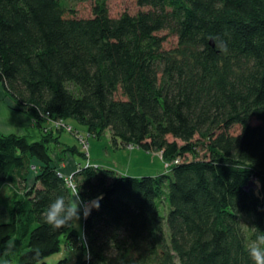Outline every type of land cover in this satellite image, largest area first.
I'll list each match as a JSON object with an SVG mask.
<instances>
[{
	"label": "trees",
	"instance_id": "obj_1",
	"mask_svg": "<svg viewBox=\"0 0 264 264\" xmlns=\"http://www.w3.org/2000/svg\"><path fill=\"white\" fill-rule=\"evenodd\" d=\"M136 2L146 9L113 17L96 0L91 16L76 17L65 0H0V82L35 128L0 132V186L15 172L20 183L34 177L0 223L7 263L48 264L67 247L73 264H254L247 249L264 231V0ZM69 119L95 137L109 130L114 146L161 151L170 166L131 176L77 165L74 189L100 206L80 229L53 228L42 213L74 197L60 162L86 156L43 127Z\"/></svg>",
	"mask_w": 264,
	"mask_h": 264
},
{
	"label": "rangeland",
	"instance_id": "obj_2",
	"mask_svg": "<svg viewBox=\"0 0 264 264\" xmlns=\"http://www.w3.org/2000/svg\"><path fill=\"white\" fill-rule=\"evenodd\" d=\"M96 0H65L68 8L67 14L76 17H89L92 15V7ZM106 6L110 16L117 17L126 12L129 14H136L146 7H140L136 0H105ZM165 34L166 40L164 47L169 48L176 44V37L167 31H162ZM120 96V93L117 94ZM67 123L71 125V130H67L64 126L56 127L54 124L46 123L43 127L44 131L49 130H62L61 140L69 143V145L78 144L80 149L84 151L85 156H88L92 163H98L101 166L112 168L119 173L128 174L131 176H143L157 174V172H164L166 162L162 158L161 151L148 152L143 149L133 147L132 145H123L117 140V145L114 146L111 141L109 130H105L101 136L95 137L88 135L85 128L73 120H68ZM82 130L81 133L87 139V153L79 142L76 134ZM233 131L238 130V126H234ZM79 131V132H80ZM199 154H203V150H199ZM160 155V156H159ZM77 159L83 163L85 158L76 155ZM191 159V155L187 157ZM77 168V166H76ZM81 218L76 223L73 222L72 226L76 229L81 227ZM59 260L61 264H73L75 261V253L73 249L62 247V249L46 258L48 264H57ZM12 264V263H9Z\"/></svg>",
	"mask_w": 264,
	"mask_h": 264
},
{
	"label": "crops",
	"instance_id": "obj_3",
	"mask_svg": "<svg viewBox=\"0 0 264 264\" xmlns=\"http://www.w3.org/2000/svg\"><path fill=\"white\" fill-rule=\"evenodd\" d=\"M33 124V119L15 105L12 99L6 94L3 84L0 82V132L4 134L15 133L23 135L29 133L34 135L35 128ZM57 134L58 132L54 131V136ZM61 134L62 131L59 132L58 139L62 145L58 144V147L69 144L61 140ZM80 164H83V162L77 159L76 156H68L66 160L60 162L61 171L65 175L72 174L75 171L76 166ZM158 173L160 172H157V174ZM33 183V175L29 174L26 181L20 183L15 172L14 175H11L10 178L0 186V223L8 221L10 218L8 202L12 196L15 193L21 194L24 186L30 187ZM0 264L9 263H7L5 258L2 257L0 259Z\"/></svg>",
	"mask_w": 264,
	"mask_h": 264
},
{
	"label": "clouds",
	"instance_id": "obj_4",
	"mask_svg": "<svg viewBox=\"0 0 264 264\" xmlns=\"http://www.w3.org/2000/svg\"><path fill=\"white\" fill-rule=\"evenodd\" d=\"M101 198L84 201L80 196V187L74 189L72 202L66 200L64 195L57 196L42 213L44 222L57 229L73 222L76 223L80 220L81 215L87 218L93 208L98 209ZM247 251L254 264H264V231L257 228L255 239L248 246Z\"/></svg>",
	"mask_w": 264,
	"mask_h": 264
},
{
	"label": "built area",
	"instance_id": "obj_5",
	"mask_svg": "<svg viewBox=\"0 0 264 264\" xmlns=\"http://www.w3.org/2000/svg\"><path fill=\"white\" fill-rule=\"evenodd\" d=\"M51 124H54L56 127H60V126H64V128H66L67 130H71V125L67 124L65 121L63 120H54V121H51L50 122ZM78 131V130H76ZM89 135V134H88ZM78 140L80 143H82V147L84 148V150H86V153H87V139L84 137V135L81 133V132H77L76 134ZM83 151V150H82ZM90 164V160L88 158V156H86V161H85V165H88ZM166 165H169L170 166V163L166 162ZM78 167V166H77ZM71 175L72 174H69L66 176V179H67V182H68V185H70V187H72L74 189V184L71 180Z\"/></svg>",
	"mask_w": 264,
	"mask_h": 264
},
{
	"label": "water",
	"instance_id": "obj_6",
	"mask_svg": "<svg viewBox=\"0 0 264 264\" xmlns=\"http://www.w3.org/2000/svg\"><path fill=\"white\" fill-rule=\"evenodd\" d=\"M210 43L213 45L212 40L210 41ZM250 187L255 188L256 184L253 181H249V183L245 186L246 189H249Z\"/></svg>",
	"mask_w": 264,
	"mask_h": 264
}]
</instances>
